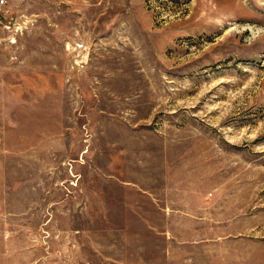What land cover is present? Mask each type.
Masks as SVG:
<instances>
[{"label":"rangeland","instance_id":"374dc122","mask_svg":"<svg viewBox=\"0 0 264 264\" xmlns=\"http://www.w3.org/2000/svg\"><path fill=\"white\" fill-rule=\"evenodd\" d=\"M0 264H264V0H6Z\"/></svg>","mask_w":264,"mask_h":264},{"label":"built area","instance_id":"2783aa9c","mask_svg":"<svg viewBox=\"0 0 264 264\" xmlns=\"http://www.w3.org/2000/svg\"><path fill=\"white\" fill-rule=\"evenodd\" d=\"M6 3V0H0V6Z\"/></svg>","mask_w":264,"mask_h":264},{"label":"bare ground","instance_id":"6f19581e","mask_svg":"<svg viewBox=\"0 0 264 264\" xmlns=\"http://www.w3.org/2000/svg\"><path fill=\"white\" fill-rule=\"evenodd\" d=\"M217 26V25H216Z\"/></svg>","mask_w":264,"mask_h":264}]
</instances>
